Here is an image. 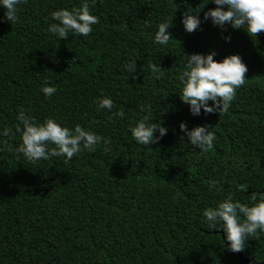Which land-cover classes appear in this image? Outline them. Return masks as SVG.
Returning <instances> with one entry per match:
<instances>
[{
  "label": "trees",
  "instance_id": "obj_1",
  "mask_svg": "<svg viewBox=\"0 0 264 264\" xmlns=\"http://www.w3.org/2000/svg\"><path fill=\"white\" fill-rule=\"evenodd\" d=\"M84 2L21 0L14 24L0 6V264L263 262L264 232L233 253L222 229L208 228L203 211L229 195L250 204L253 192H264V33L250 37L204 21V12L216 7L208 0H87L100 21L89 36L70 32L63 40L48 31L56 23L53 11ZM185 12H199L198 30L185 31ZM165 22L172 23V39L160 45L155 34ZM210 51L217 61L240 55L249 80L227 113L193 116L179 96L184 54ZM150 63L163 70L153 73ZM44 86L57 91L47 97ZM103 96L113 109H97ZM21 108L37 122L79 124L109 143L71 160L30 162L14 150L22 142L15 130ZM120 109L123 118L113 115ZM145 116L168 129L150 146L130 131ZM181 122L189 130L212 126L214 151L193 147ZM5 128L12 134L4 136ZM209 180L219 187L210 190Z\"/></svg>",
  "mask_w": 264,
  "mask_h": 264
},
{
  "label": "clouds",
  "instance_id": "obj_2",
  "mask_svg": "<svg viewBox=\"0 0 264 264\" xmlns=\"http://www.w3.org/2000/svg\"><path fill=\"white\" fill-rule=\"evenodd\" d=\"M214 3L215 8L204 12V21L211 19L214 26L222 31H227L225 25L232 29H243L250 37H256L264 33V0H208ZM21 0H0V6L6 10L5 19L11 24L18 20V5ZM199 12H185L182 16V24L188 33L200 28L202 23ZM51 19L56 21L49 25L48 31L57 35L60 39L67 40L69 33L89 36L93 31V25L99 24V17L91 13V7L87 0L77 9L68 10L61 8L53 11ZM172 23L165 22L158 26L154 42L167 45L172 39L167 31ZM230 42L231 37H223ZM215 51L207 54H184L185 68L179 79L182 84L180 99L189 106L193 116H199L201 110L205 114L227 113L231 102L235 99L237 90L248 83L246 76L247 65L238 54L225 56L217 61ZM149 68L153 73H160L163 69L159 64L150 63ZM127 72L136 71V62L127 66ZM159 79V75L156 76ZM47 83V82H45ZM41 91L45 96L51 97L57 89L53 86H44ZM211 101V105L209 104ZM97 109L111 110L115 107L110 97L103 96L96 101ZM114 116L123 118L124 110L113 113ZM19 123L16 131L21 134V143L14 150L30 162L51 157L65 156L71 160L82 150L95 152L96 146L103 141L109 143L103 136L91 130H86L77 124L74 129L61 126L54 118H46L42 123L37 122L31 115H27L23 108L17 116ZM149 117L137 121L130 131L133 139L141 145L155 144L167 134L168 129L162 126L163 121L148 123ZM180 130L187 136L190 144L199 148L201 152L214 151L216 135L210 131L209 125L194 126L188 129L185 122H181ZM159 132V136L155 133ZM12 134L11 128L3 130L4 136ZM54 145V147H49ZM12 151V146L8 145ZM107 150V149H106ZM209 189L219 187L218 181H207ZM239 191H247V185H237ZM207 220V226L212 230L222 229L226 240L227 250L233 253H241L246 248L249 238L257 236L258 232H264V192H253L250 195V204L241 203L233 199L231 195L219 202L216 207H207L203 211Z\"/></svg>",
  "mask_w": 264,
  "mask_h": 264
},
{
  "label": "water",
  "instance_id": "obj_3",
  "mask_svg": "<svg viewBox=\"0 0 264 264\" xmlns=\"http://www.w3.org/2000/svg\"><path fill=\"white\" fill-rule=\"evenodd\" d=\"M240 259L244 263H249V264H264V261L263 262H257L253 258L240 257Z\"/></svg>",
  "mask_w": 264,
  "mask_h": 264
}]
</instances>
